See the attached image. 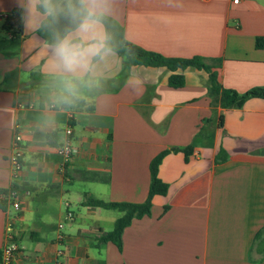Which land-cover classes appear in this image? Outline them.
<instances>
[{"label": "crops", "instance_id": "1", "mask_svg": "<svg viewBox=\"0 0 264 264\" xmlns=\"http://www.w3.org/2000/svg\"><path fill=\"white\" fill-rule=\"evenodd\" d=\"M109 3L106 16L142 50L219 61L220 84L239 94L264 86V49L255 47L264 39V0ZM38 4L0 0V249L11 234L14 264H53L60 234L63 264H264V100L212 106L203 70L132 66L122 76L113 51L94 75L72 80L56 67L54 46L36 34L49 15ZM16 8L22 33L11 38L1 27ZM172 75L183 77L182 87L169 86ZM68 125L74 153L64 164L57 148ZM16 135L22 169L13 179ZM192 143L187 157L162 158L157 177L167 193L124 229L121 250L99 244L122 214L85 202L142 204L151 161ZM85 172L97 179L84 180ZM11 188L20 204L16 220L1 194Z\"/></svg>", "mask_w": 264, "mask_h": 264}, {"label": "trees", "instance_id": "2", "mask_svg": "<svg viewBox=\"0 0 264 264\" xmlns=\"http://www.w3.org/2000/svg\"><path fill=\"white\" fill-rule=\"evenodd\" d=\"M59 4V10L56 13L46 15L41 22L36 34L48 45L55 46L58 39L63 38L68 32L75 28V22L72 19L70 9L73 6H78L79 0H52V3ZM37 11L41 14H46L44 7L39 3ZM22 10L20 8L13 9L4 18L1 31L11 36V38H19L22 33ZM103 26L105 33L109 36V45L111 51L116 53L122 61V72L130 69L132 66H150V67H165L171 71L176 69L193 68L203 70L207 74L206 89L207 95L211 99L212 106L218 104L225 110L241 108L244 103L250 99L264 100V86L257 87L249 90L244 94H239L233 90L225 89L219 82L217 70L220 67V62L216 61L215 64L208 65L204 63L202 58H165L160 54L154 52L144 51L141 48L129 43L124 35L123 28L113 19L105 16L103 18ZM255 47L257 49H264V39L256 38ZM40 79L34 73L31 77ZM60 78H54L49 81L57 83ZM183 77L172 75L169 78V86L172 88H179L183 86ZM82 105V104H80ZM91 109V108H88ZM194 144L192 143L186 148L172 149L161 152L150 163V185L148 196L142 204L130 203H105L98 200H88L85 203L89 206L102 208L105 210H114L120 212L122 215L114 224L111 232L106 233L98 239L99 244L111 242L118 250L122 246V232L128 227L134 219H141L150 215V207L152 198L154 196H165L167 193V186L162 183L158 177V166L164 156L169 153H183L186 157L192 153ZM82 178L86 181H94L97 177L93 174L82 173ZM12 191L13 188H11ZM7 191H2L1 194H6ZM5 203L0 202V209L5 210ZM167 208H164L166 210ZM261 236L258 234L257 238ZM1 258V252H0Z\"/></svg>", "mask_w": 264, "mask_h": 264}, {"label": "clouds", "instance_id": "3", "mask_svg": "<svg viewBox=\"0 0 264 264\" xmlns=\"http://www.w3.org/2000/svg\"><path fill=\"white\" fill-rule=\"evenodd\" d=\"M39 3L48 14L55 13L52 0H39ZM109 11V0H79L78 6L71 7L75 28L58 39L52 52L56 67L72 80L94 75L97 63L111 53L110 38L103 30V18ZM68 91L76 95L71 83Z\"/></svg>", "mask_w": 264, "mask_h": 264}, {"label": "built area", "instance_id": "4", "mask_svg": "<svg viewBox=\"0 0 264 264\" xmlns=\"http://www.w3.org/2000/svg\"><path fill=\"white\" fill-rule=\"evenodd\" d=\"M202 1H208V0H202ZM240 0H233V3L238 4ZM65 134V141L63 144L57 148L58 154L62 157L63 163L68 164L70 160L72 159L74 150L71 145V137H72V127L71 125H68L66 129L64 130ZM21 136L16 135L13 141V147H14V154L11 158L12 163V178L15 179L22 169V162H21V152H20V143H21ZM2 200L8 202L11 206V208L14 210L13 219H17L19 217L18 211L20 210V204L17 201V193L15 191H12L9 189L6 194H2ZM71 214L68 213L66 218L71 219ZM62 225H58L59 229H62ZM10 231V229H8ZM62 241L63 236L58 235L57 236V244L59 245V248L56 250L55 253V260L53 264H63L61 259L64 256V251L62 248ZM18 251V244L13 239L11 234H8L6 241L2 248L0 249L1 252V258H0V264H14V257L15 254Z\"/></svg>", "mask_w": 264, "mask_h": 264}]
</instances>
